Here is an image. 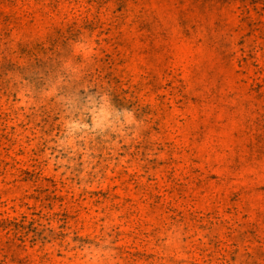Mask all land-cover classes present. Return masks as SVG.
<instances>
[{
	"label": "rangeland",
	"instance_id": "1",
	"mask_svg": "<svg viewBox=\"0 0 264 264\" xmlns=\"http://www.w3.org/2000/svg\"><path fill=\"white\" fill-rule=\"evenodd\" d=\"M0 264H264V0H0Z\"/></svg>",
	"mask_w": 264,
	"mask_h": 264
}]
</instances>
